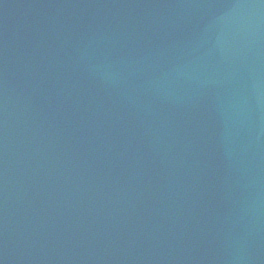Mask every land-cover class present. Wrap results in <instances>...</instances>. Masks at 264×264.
<instances>
[{
	"label": "water",
	"instance_id": "obj_1",
	"mask_svg": "<svg viewBox=\"0 0 264 264\" xmlns=\"http://www.w3.org/2000/svg\"><path fill=\"white\" fill-rule=\"evenodd\" d=\"M0 264H264V0H0Z\"/></svg>",
	"mask_w": 264,
	"mask_h": 264
}]
</instances>
